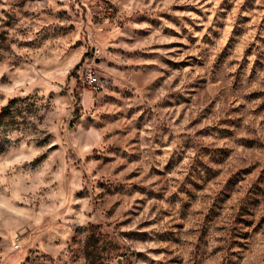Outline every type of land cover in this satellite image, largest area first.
<instances>
[{"label": "rangeland", "instance_id": "1", "mask_svg": "<svg viewBox=\"0 0 264 264\" xmlns=\"http://www.w3.org/2000/svg\"><path fill=\"white\" fill-rule=\"evenodd\" d=\"M0 264H264V0H0Z\"/></svg>", "mask_w": 264, "mask_h": 264}, {"label": "built area", "instance_id": "2", "mask_svg": "<svg viewBox=\"0 0 264 264\" xmlns=\"http://www.w3.org/2000/svg\"><path fill=\"white\" fill-rule=\"evenodd\" d=\"M96 71L91 66H85L81 69L80 79L82 83L89 87L90 90L98 91L100 78L97 76ZM18 240L15 243V247L18 248Z\"/></svg>", "mask_w": 264, "mask_h": 264}]
</instances>
